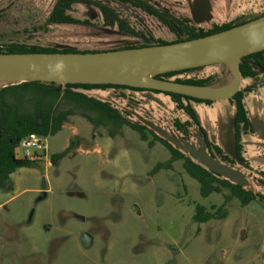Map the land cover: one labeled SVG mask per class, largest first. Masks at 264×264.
Masks as SVG:
<instances>
[{
  "label": "rangeland",
  "instance_id": "obj_1",
  "mask_svg": "<svg viewBox=\"0 0 264 264\" xmlns=\"http://www.w3.org/2000/svg\"><path fill=\"white\" fill-rule=\"evenodd\" d=\"M192 1L150 0L188 25L206 30L264 13V0H211L210 20L197 23ZM56 2L0 0V45L86 51L138 43L118 24L106 26L96 5L74 4L67 15L76 24H49ZM93 2L114 9L137 35L167 42L178 38L132 3ZM223 71V65H213L178 77L222 78ZM241 89L246 90L247 107L257 116L264 110V72L256 79H242ZM91 93L132 123L148 121L200 146L197 127L189 128L184 137L174 126L175 120L187 123L189 118L165 95L159 102H149L121 90ZM109 132L106 127L94 128L80 115L70 116L61 132L47 138L48 150L34 160L36 166L11 176L12 190H0V264H264L262 204L255 201L242 207L234 198L226 207V219L198 225L193 221L196 206L212 211L213 206L223 205L230 190L203 198L182 159L173 162L171 170L152 175L158 163L171 159L169 150L150 132L147 140L128 126L113 129V136ZM244 139L247 163L234 159L232 166L250 181L247 189L264 195V150L249 156L258 139L256 135ZM68 147V155L53 165L51 156ZM85 233L93 237L90 247L82 241Z\"/></svg>",
  "mask_w": 264,
  "mask_h": 264
},
{
  "label": "trees",
  "instance_id": "obj_2",
  "mask_svg": "<svg viewBox=\"0 0 264 264\" xmlns=\"http://www.w3.org/2000/svg\"><path fill=\"white\" fill-rule=\"evenodd\" d=\"M111 1H117L119 3H132L148 15L158 19L162 24L167 25L170 30L176 33L178 38L174 41L167 42L137 35L129 29V27H127L124 21L119 19V16L114 9L110 8L108 5L96 4L93 0H57L54 10L48 19L49 24H76L78 22L67 15V12L71 10L74 4H82L85 7L96 5L102 12L106 26L118 24L119 29L123 34L134 36L138 39V43L135 45L122 46L108 50L86 51L11 44L8 46L0 45V54L96 53L102 51H116L168 45L211 36L264 17L263 13L262 15L251 19L242 18L234 23L206 30L188 25L186 22L177 19L169 12L159 9L154 3L148 0ZM201 68L165 73L158 75L157 78L173 80L177 83L188 85L211 87L223 86L231 80V76L228 73H222V78L214 75L213 77H209L204 80L182 79L178 77ZM240 68L242 79H256L259 74L264 72V52L243 58ZM108 89L150 91L163 93L169 96L175 103L177 109L183 111L189 118V122L187 123L175 120L174 126L177 130L180 131L184 137H186L189 133V128L197 127L200 135L207 144V150L210 154L223 163L229 165L236 163L224 152L223 149L210 141L207 132L201 127L198 116L191 106L192 102L213 104L214 102L212 101L121 85L75 84L63 86L55 83L27 82L0 88V190H12L11 176L19 169L32 168L36 163V161L17 157L16 149L19 147L22 140L32 134H36L46 139L48 137H53L63 130V126L68 121L70 116L80 115L93 125L94 128L101 126L109 128V133L112 136L113 129L120 131L124 126H128L132 130L138 132L143 140H147V132L152 133L156 140L161 142L171 153V159L165 163H158L152 170V175L161 170H171L173 162L182 159L183 167L186 173L199 183L200 194L203 198H207L211 194H220L224 189H229L230 195L225 197V201L220 207L216 208L213 206V210L208 211L204 206H196L193 221L198 225L205 224L212 220L226 219L228 216L226 207L234 198L239 200L242 207H246L255 201H258L264 206V195L255 193L250 189L234 185L223 179L221 176L205 169L201 165L192 161V159L187 155L174 148L166 140L156 136V134L148 127L130 122L124 117L122 112L116 109L111 103L104 101L91 93L93 90ZM245 98L246 90H240L234 98L228 100L235 107V146L237 154L243 162H245L243 158V137L255 133V129L246 107ZM184 140H186V138ZM70 147H68L63 153L51 156L52 164L57 166L60 160L68 155Z\"/></svg>",
  "mask_w": 264,
  "mask_h": 264
},
{
  "label": "water",
  "instance_id": "obj_3",
  "mask_svg": "<svg viewBox=\"0 0 264 264\" xmlns=\"http://www.w3.org/2000/svg\"><path fill=\"white\" fill-rule=\"evenodd\" d=\"M211 0H193L192 14L197 23L209 21ZM264 52V17L230 30L204 38L168 45L96 53H17L0 54V84L16 85L45 82L58 85H121L156 90L220 102L234 98L242 86L241 61ZM213 65L226 67L231 80L220 87L195 86L157 78L158 75ZM233 120V129L235 127ZM174 148L195 163L221 176L234 185L247 188L248 178L232 165L217 160L207 150L199 135V147L177 138L163 129L143 121ZM264 141V127L257 129ZM234 135L233 133L231 136ZM229 156L244 163L238 156L235 137L230 143ZM235 161V160H234ZM36 165H33L35 167ZM83 220V218L78 217ZM93 237L85 233V247L92 246Z\"/></svg>",
  "mask_w": 264,
  "mask_h": 264
},
{
  "label": "crops",
  "instance_id": "obj_4",
  "mask_svg": "<svg viewBox=\"0 0 264 264\" xmlns=\"http://www.w3.org/2000/svg\"><path fill=\"white\" fill-rule=\"evenodd\" d=\"M220 66V65H219ZM228 73L226 67H224L223 73ZM215 75V74H214ZM213 75V76H214ZM124 94H131L133 96H141L142 98L147 99L149 102H159V98L163 93H156L150 91H129L124 90ZM167 96V95H165ZM169 97V96H167ZM170 98V97H169ZM246 102V98H245ZM263 104V103H262ZM192 108L195 110L200 125L206 130L208 133L210 140L212 143L218 145L224 152L229 155L230 143L234 138L233 129V120L235 118V107L229 101H220L214 102L213 104H205V103H191ZM247 107V103H246ZM247 110L250 115V119L253 123L255 133L248 135L252 136L256 135L258 141H254L257 147L255 149H250L249 156H257L261 154L257 151V149L264 150V141L262 140L260 134L257 132V129L260 127H264V110L263 108L258 112L257 116H254L252 111L247 107ZM247 137V136H246ZM244 141V148H246V139ZM244 151V150H243Z\"/></svg>",
  "mask_w": 264,
  "mask_h": 264
},
{
  "label": "built area",
  "instance_id": "obj_5",
  "mask_svg": "<svg viewBox=\"0 0 264 264\" xmlns=\"http://www.w3.org/2000/svg\"><path fill=\"white\" fill-rule=\"evenodd\" d=\"M22 150V156L19 155V150ZM48 150L47 139L36 134H32L21 141L19 147L16 149L18 158L36 160L40 159L42 155L46 154Z\"/></svg>",
  "mask_w": 264,
  "mask_h": 264
},
{
  "label": "flooded vegetation",
  "instance_id": "obj_6",
  "mask_svg": "<svg viewBox=\"0 0 264 264\" xmlns=\"http://www.w3.org/2000/svg\"><path fill=\"white\" fill-rule=\"evenodd\" d=\"M150 1V0H149ZM122 92L124 91V90H121ZM253 124V123H252ZM202 127V126H201ZM254 127V126H253ZM203 128V127H202ZM204 129V128H203ZM205 130V129H204ZM206 131V130H205ZM200 134V133H199ZM208 134V133H207ZM251 135V134H250ZM209 136V135H208ZM209 139H210V137H209ZM211 141V140H210ZM244 158V157H243ZM234 160V159H233ZM244 161H245V159H244ZM246 162V161H245ZM247 163V162H246Z\"/></svg>",
  "mask_w": 264,
  "mask_h": 264
}]
</instances>
